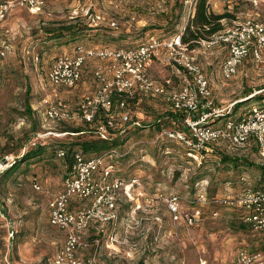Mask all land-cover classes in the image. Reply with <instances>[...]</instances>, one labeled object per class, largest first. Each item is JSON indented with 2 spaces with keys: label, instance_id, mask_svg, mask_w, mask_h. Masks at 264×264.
I'll use <instances>...</instances> for the list:
<instances>
[{
  "label": "rangeland",
  "instance_id": "obj_1",
  "mask_svg": "<svg viewBox=\"0 0 264 264\" xmlns=\"http://www.w3.org/2000/svg\"><path fill=\"white\" fill-rule=\"evenodd\" d=\"M176 1L181 0H44L41 13L15 8L0 22V47L10 46L9 52L0 57V159L7 156L9 165L31 148L32 142L46 150L45 156L22 164L11 177H0V264H52L64 242V232L48 222L49 194L62 188L68 167L66 160L55 156L54 149L59 145L69 147L68 143L78 137L72 132L74 128H89L81 118L79 105L94 91V69L105 63L89 59L82 81L67 88L48 81L55 57L64 51L72 52L77 45L130 47L151 36H172L190 21L181 2L179 23L173 32H165L166 13H171ZM89 3L104 16V22L92 24L83 18H69L71 8ZM207 4L214 13L225 15L221 20L224 27L246 18L264 23V0H207ZM107 21H115L117 27H109ZM75 24L96 28L85 29L67 42L45 39V30ZM193 49L196 62L208 78L215 107L231 106L234 117L247 113L252 106L264 108V47L260 61L247 55L229 78L220 72L225 49L219 45L206 48L199 43ZM32 54L38 55V60ZM147 75L159 83L170 79L171 87L180 84L162 57L153 60ZM127 103L130 120L124 122L125 129L119 133L122 142L117 150L122 156L114 159V168L126 179L139 177L154 201L148 205L139 199L141 207L133 212L135 200L121 193L116 223L106 225L102 231L92 227L85 232L88 245L78 252V257L86 259L97 248L96 257L104 264H235L240 248L264 251V232L244 223L239 227L243 209L213 201L246 189L264 190V180L263 186H258L260 174L255 167L232 168L220 160L225 155L264 165L253 141L244 150L216 143L213 151L197 162L188 158L181 144L156 140L157 127L129 125L133 119L142 125L153 124L168 108L166 100L139 96ZM50 104L68 111L70 118L45 120L44 111ZM209 122L220 125L223 117ZM34 183L41 189L36 190ZM172 193L180 197L179 220L173 219L164 201ZM200 194H204L205 202L200 201ZM184 214H194L193 221L189 223ZM96 238L99 245L93 244Z\"/></svg>",
  "mask_w": 264,
  "mask_h": 264
},
{
  "label": "built area",
  "instance_id": "obj_2",
  "mask_svg": "<svg viewBox=\"0 0 264 264\" xmlns=\"http://www.w3.org/2000/svg\"><path fill=\"white\" fill-rule=\"evenodd\" d=\"M182 3L189 21L194 17L197 0H182ZM43 6L44 0H0V22L15 8L39 14ZM69 18H83L92 24L104 22V16L92 4L71 8ZM107 25L117 27L115 21H107ZM184 29L185 25L182 31L172 36L164 39L151 36L130 47L84 48L77 45L72 52L64 51L55 57L47 74L48 81L55 86L73 88L81 81L83 66L89 59L103 60L104 67L93 71L96 80L94 91L85 96L79 105L83 122L93 125L98 136H109L110 130L115 127L120 133L124 131V122L130 120L128 98L135 95L159 96L168 102V110L177 116L171 126L160 125L156 140L181 144L186 155L197 162L213 150L216 143L225 142L230 148L243 150L250 141H254L264 158V109L252 106L247 113L234 117L230 114L231 106L228 109L215 107L208 78L196 62L194 49L189 50L182 42ZM198 43L206 48L219 45L225 49L226 56L220 64V72L224 78H229L236 74L247 55L257 62L261 60L264 23L246 18ZM9 50V45H1L0 57H4ZM26 52L30 53V50ZM32 57L38 60V55L32 54ZM160 57L179 79L180 84L176 88L171 87L170 79L159 83L148 77V68L155 58ZM221 117L222 124H210V120ZM68 118V111L52 104L44 111V119L50 122ZM140 124L136 119L129 122L131 126ZM35 145V142L31 143V146ZM56 156L64 159L67 150L59 148ZM120 156L122 154L117 148L97 156H86L80 151L70 154L62 188L49 194L48 222L64 232L63 245L53 256L52 264H104L96 257L97 248L86 259L78 257V252L88 245L84 233L92 227L102 231L106 225L116 223L117 202L121 193L135 200L133 212L141 207L139 199H144L148 205L154 201L139 177L126 179L117 173L113 163ZM5 158L9 161L7 156ZM5 166H0V171ZM33 186L36 190L41 189L36 183ZM200 198V201H206L204 194H200ZM164 201L173 219H181L180 197L172 193ZM213 201L243 209L242 221L253 230L264 232V190L246 189L237 195L227 194ZM195 212L198 214L199 210ZM184 215L189 223L193 221L194 214ZM110 239L116 241L114 237ZM98 240L94 239L93 244L99 245ZM235 264H264V251L240 248L236 251Z\"/></svg>",
  "mask_w": 264,
  "mask_h": 264
},
{
  "label": "trees",
  "instance_id": "obj_3",
  "mask_svg": "<svg viewBox=\"0 0 264 264\" xmlns=\"http://www.w3.org/2000/svg\"><path fill=\"white\" fill-rule=\"evenodd\" d=\"M181 2L182 0L176 1L171 10V13L170 14L166 13L167 22H166L165 27L163 26L165 32H173L175 30V26L179 23L181 9H182ZM224 17H225L224 14L214 13L212 10H210L207 4V0H198L196 3V7H195L194 17L187 23L183 33L181 34L182 42L186 44L189 50H192L198 44V41L205 40L209 38L212 34L224 28V25L222 24V21H221ZM94 28L96 27L77 25V24L62 25L57 28L45 30V36H46L45 39L56 40L58 42H60L61 40H65L67 42V41L74 40L77 37H79L80 34L85 29L92 30ZM137 97L139 96L135 95L133 97L128 98L126 101H128L129 99H137ZM258 107L264 109L261 106H258ZM98 116H102V114H98ZM176 116H177L176 114H174L167 108L165 113L162 114L153 124L142 125V123L140 122L141 124L139 126H132V127L149 128L152 125L153 127H157V130H158L160 128V125L162 124L171 126ZM84 124L86 127H89V128L83 129L81 127H76L72 130V132L75 133L76 136L78 137H75L73 141L68 143V146H69L68 148H65L64 146L59 145L54 149L55 156H56V151L59 148H65L67 150V156L62 160H66L68 165L70 163V154L73 151H80L86 156H97V155H102L109 149L118 148L121 145L122 141L120 139V136H119L120 132L117 127H115L117 129V132H111L110 130L109 136L100 137L96 134L93 125H88L86 123ZM115 128H113L112 130L114 131ZM85 132H88L89 134H92V135L82 136V134H85ZM253 143L256 145L254 141ZM45 151L46 150L44 146H36V147L32 146L31 148L24 151L19 158L9 163L8 167L2 171L0 177H4V179L7 177H11L17 170L21 168L22 164L28 165L29 163L39 160L40 158L45 156ZM212 151L213 150L207 152L206 155L203 157V159H205V157ZM185 154H186V151H185ZM203 159H201V161H203ZM220 160L222 163L228 164L232 168H237L239 166L255 167L259 171V174H260L259 181L261 182L258 184V186L259 187L263 186L262 180H264V165L254 164L246 158L229 157L225 155H221ZM255 190H258V189H255ZM241 218H242V215L240 216L241 223L239 224V227L244 226L243 225L244 222L242 221Z\"/></svg>",
  "mask_w": 264,
  "mask_h": 264
},
{
  "label": "water",
  "instance_id": "obj_4",
  "mask_svg": "<svg viewBox=\"0 0 264 264\" xmlns=\"http://www.w3.org/2000/svg\"><path fill=\"white\" fill-rule=\"evenodd\" d=\"M0 163H1L2 165H6V166H8V161L6 160L5 157H2V158L0 159Z\"/></svg>",
  "mask_w": 264,
  "mask_h": 264
},
{
  "label": "crops",
  "instance_id": "obj_5",
  "mask_svg": "<svg viewBox=\"0 0 264 264\" xmlns=\"http://www.w3.org/2000/svg\"><path fill=\"white\" fill-rule=\"evenodd\" d=\"M89 4H91V3H89ZM85 5V4H84ZM96 11H98V10H96ZM91 25V24H90ZM226 52V51H225ZM226 55V54H225ZM224 59V58H223ZM87 63V62H86ZM86 63L84 64V66H83V70H82V79H83V72H84V69H85V66H86ZM96 69V68H95ZM94 69V70H95ZM82 79H81V81H82ZM118 214V213H117ZM159 217H155V219H158ZM106 246H108V245H106Z\"/></svg>",
  "mask_w": 264,
  "mask_h": 264
},
{
  "label": "bare ground",
  "instance_id": "obj_6",
  "mask_svg": "<svg viewBox=\"0 0 264 264\" xmlns=\"http://www.w3.org/2000/svg\"><path fill=\"white\" fill-rule=\"evenodd\" d=\"M0 166H3L4 167V165H2V164H0Z\"/></svg>",
  "mask_w": 264,
  "mask_h": 264
}]
</instances>
